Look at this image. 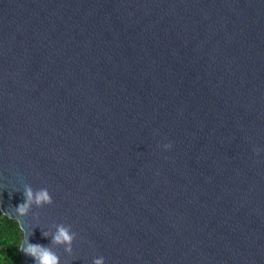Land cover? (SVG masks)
Segmentation results:
<instances>
[{
    "label": "water",
    "instance_id": "95a60500",
    "mask_svg": "<svg viewBox=\"0 0 264 264\" xmlns=\"http://www.w3.org/2000/svg\"><path fill=\"white\" fill-rule=\"evenodd\" d=\"M0 212L67 264H264V0H0Z\"/></svg>",
    "mask_w": 264,
    "mask_h": 264
},
{
    "label": "clouds",
    "instance_id": "9594fccd",
    "mask_svg": "<svg viewBox=\"0 0 264 264\" xmlns=\"http://www.w3.org/2000/svg\"><path fill=\"white\" fill-rule=\"evenodd\" d=\"M166 149H170L171 145H166ZM24 202L19 204L15 209V214L18 217L26 218L32 211L33 205L37 208H43L45 205L52 206L54 201L50 192L46 188L39 190L33 189L30 185H25ZM18 221V230L21 241L18 242V246L25 255H28L35 260V264H67V261H62L60 255L53 250L54 247H62L64 251L69 255H73V245L77 240L78 234L73 231L71 225L67 224H55L54 232L41 231L43 238H50V245L33 244L30 242V235L23 227L22 221ZM93 264H106L103 256L94 258Z\"/></svg>",
    "mask_w": 264,
    "mask_h": 264
},
{
    "label": "trees",
    "instance_id": "16d2710c",
    "mask_svg": "<svg viewBox=\"0 0 264 264\" xmlns=\"http://www.w3.org/2000/svg\"><path fill=\"white\" fill-rule=\"evenodd\" d=\"M18 222L0 212V264H21Z\"/></svg>",
    "mask_w": 264,
    "mask_h": 264
}]
</instances>
